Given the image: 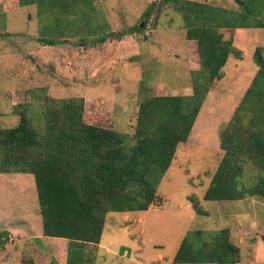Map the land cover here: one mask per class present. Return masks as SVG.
I'll return each mask as SVG.
<instances>
[{"label":"rangeland","instance_id":"rangeland-1","mask_svg":"<svg viewBox=\"0 0 264 264\" xmlns=\"http://www.w3.org/2000/svg\"><path fill=\"white\" fill-rule=\"evenodd\" d=\"M240 10L237 0H197ZM99 34L49 37L42 41L36 5L6 10L0 0V128L19 122L16 105L40 95L81 96L88 111L104 102L114 127L136 129L142 91L156 95L193 92L189 53L197 43L172 0H96ZM146 28L130 32L143 23ZM145 25V22H144ZM240 55H230L223 77L206 96L190 136L179 144L158 185L161 206L138 212H108L99 244H89L92 263L176 264L174 256L189 231L228 228L240 247L237 264H264V198L205 200L222 157L220 133L258 70L255 50L264 48V28H222ZM197 69H200L198 66ZM256 170L246 176L253 180ZM193 200L202 210L198 213ZM0 262L67 264L69 240L44 236L32 174H0ZM7 236V238H5ZM210 264V263H201Z\"/></svg>","mask_w":264,"mask_h":264},{"label":"trees","instance_id":"trees-1","mask_svg":"<svg viewBox=\"0 0 264 264\" xmlns=\"http://www.w3.org/2000/svg\"><path fill=\"white\" fill-rule=\"evenodd\" d=\"M6 10L36 5L42 41L97 33L96 0H2ZM197 47L189 53L193 92L156 95L142 91L133 135L118 131L104 102L88 111L81 96L40 95L16 105L19 122L0 128V174H32L44 236L69 240L67 264L92 263L89 244H99L108 212H138L161 206L158 185L190 136L207 94L223 77L230 55L241 53L222 28H264V0H237L233 10L197 0H172ZM143 23L130 32L146 28ZM145 22V25H144ZM258 70L242 102L220 133L222 160L205 200L264 198V48L255 50ZM198 66L200 69H197ZM256 170L253 180L246 176ZM198 213L202 210L193 200ZM0 233V247L7 241ZM7 238V236L5 237ZM240 247L228 228L189 231L176 264H237Z\"/></svg>","mask_w":264,"mask_h":264},{"label":"crops","instance_id":"crops-1","mask_svg":"<svg viewBox=\"0 0 264 264\" xmlns=\"http://www.w3.org/2000/svg\"><path fill=\"white\" fill-rule=\"evenodd\" d=\"M225 39H229V38H225ZM0 264H8V263L5 261L4 262L2 261V262H0Z\"/></svg>","mask_w":264,"mask_h":264}]
</instances>
